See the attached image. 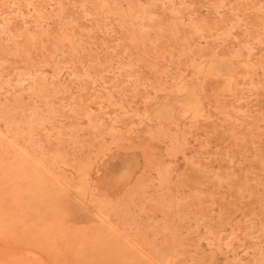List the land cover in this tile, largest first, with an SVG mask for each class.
<instances>
[{
    "label": "rangeland",
    "instance_id": "rangeland-1",
    "mask_svg": "<svg viewBox=\"0 0 264 264\" xmlns=\"http://www.w3.org/2000/svg\"><path fill=\"white\" fill-rule=\"evenodd\" d=\"M0 264H264V0H0Z\"/></svg>",
    "mask_w": 264,
    "mask_h": 264
}]
</instances>
